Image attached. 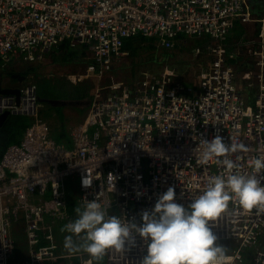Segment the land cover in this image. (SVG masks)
I'll return each instance as SVG.
<instances>
[{
    "label": "built area",
    "instance_id": "obj_1",
    "mask_svg": "<svg viewBox=\"0 0 264 264\" xmlns=\"http://www.w3.org/2000/svg\"><path fill=\"white\" fill-rule=\"evenodd\" d=\"M255 19L248 0H0V63L14 57L36 61L68 42L91 52L85 58L92 59L101 80L129 53L125 43L135 35L156 37L165 47L175 46L181 34L219 41L210 47L212 68L195 94L188 95L168 71L146 72L136 84L112 75L95 89L71 146L59 142L43 119L27 126L22 140L0 159V264H46L77 255L81 264H96L82 253L60 251L54 241L55 225L72 219L70 188L78 207L96 199L124 222H140L142 211L153 209L169 187L175 188L176 202L187 206L212 177L224 174L215 160L199 162L204 139L220 135L229 145H243L229 158L238 166L234 171L250 174L251 161L264 157V30L260 45L249 50L256 68L242 74L260 87L253 106L236 84L237 71L222 41L238 20ZM91 69L70 77L83 80ZM5 111L37 114L35 83L0 87V115ZM88 172L94 180L85 188ZM258 178L264 183V171ZM14 224L24 230L28 246L19 260L10 232ZM213 231L226 250L223 264H264V214L230 201ZM146 253L137 235L134 246L109 250L105 264H139Z\"/></svg>",
    "mask_w": 264,
    "mask_h": 264
},
{
    "label": "clouds",
    "instance_id": "obj_2",
    "mask_svg": "<svg viewBox=\"0 0 264 264\" xmlns=\"http://www.w3.org/2000/svg\"><path fill=\"white\" fill-rule=\"evenodd\" d=\"M242 149L235 141L225 143L220 135L204 139L199 162L206 165L215 160L224 174L212 177L206 190L187 206L176 202L175 188L169 187L153 209L142 211L140 222H124L109 215L98 200H88L83 208L76 207L77 219L62 226L61 232L68 233L64 248L69 253L84 252L99 262L109 250L134 246L139 235L147 245L139 264H223L226 250L218 243L213 224L228 212L229 202L237 201L246 212L264 214V183L258 178L264 171V157L251 161L250 174H241L234 171L238 166L229 154ZM93 180L88 172L82 185L90 187Z\"/></svg>",
    "mask_w": 264,
    "mask_h": 264
},
{
    "label": "trees",
    "instance_id": "obj_3",
    "mask_svg": "<svg viewBox=\"0 0 264 264\" xmlns=\"http://www.w3.org/2000/svg\"><path fill=\"white\" fill-rule=\"evenodd\" d=\"M147 38H152V39L149 41ZM180 39H181V37H180ZM187 39H184V42H183L184 44L187 42ZM217 43H219L218 40H213L212 43L210 42L209 46L212 47L213 45H216ZM179 44H180V42H179ZM222 44L224 45V41H222ZM159 45L164 47L163 45L160 44L159 39L156 37H147L145 35L140 34V35H135L133 37L128 38V40H126L125 46H127L128 50H129V55L125 59H123L122 62L120 60L118 62H116L113 66V69L107 75L109 77H111L110 75H118L119 76L120 74H122L123 76H126L128 82L135 81L133 84L138 83V81L140 80L142 73L145 69L158 70V69L162 68V66H164L160 63L161 59L163 58L162 56H160L159 61H158V59L156 60V62L158 61L156 64L155 63L148 64V60H147V50L159 49L160 48ZM85 51H86V49L84 46L82 48L72 47L68 44V42H63L53 50V53H52L53 56L51 58H49V59H51V63L39 61L38 64H31L28 61L24 60L23 58H17V59L9 60L10 62L9 61L6 63L1 62L0 63V70L4 74L12 76L13 73H15V72H13V71L10 72V67L12 65H13V67H15L16 64H19V67L22 69H20L18 71L22 72L23 74L28 75L30 73L32 76H34L36 73H37L36 76L43 74L44 76H46L48 78L51 77V80L56 81L57 83H60L59 79H58V75L60 73L57 71V69H59L61 67H68L70 70H73L75 72L86 71V70L92 68L90 77H88L84 80L77 81V82H72L67 78L66 74L68 73L69 69L61 72V74L65 75L67 80H68V82L66 83V87L69 89V94H68L69 98H67L66 95L64 96V98H67V99H65V104H66V106L71 107V110H74V111L76 110L77 112H79V114L81 113V115H82V111L87 109L92 102L93 92L95 89V85L97 84V81H98V76L96 75L97 69L95 68V65H93L92 61H87L84 59L85 57H83V55L85 54ZM160 51H163V50L160 49ZM197 51L199 52V49H197ZM165 52L170 53L171 51H170V49H167V50H165ZM194 53H195V51H194ZM170 54H172V53H170ZM137 56H139L141 61H143L141 64L142 67L133 69L134 64H135V59ZM152 61H154V60H152ZM166 63L172 64V65L175 64L177 66H182L183 64H185L188 68L190 66H193V64H191V63H184L183 60L180 63L176 62L175 59L173 58V55H172V59ZM196 63L197 62H194V64H196ZM230 64L232 66H234L232 63H230ZM199 66H201V65H199ZM16 73H18V72H16ZM110 73H112V74H110ZM198 73L200 75L199 71H198ZM3 76H5V75H3ZM175 80L177 82H183V84L185 86L184 91L188 95L195 94L198 91L195 89L194 85H192L191 83H188V82H192L189 79V77L186 78V76H184L180 80H177V79H175ZM185 80H187L188 82ZM130 84H132V83H130ZM62 91H64L63 85H62ZM40 102L45 103V107H43V109H42L43 111L51 112V104L50 103L46 104V102L41 100V98H40ZM57 106H61V105H57ZM40 114H42V113L40 112ZM46 116L51 117V114L50 115L46 114ZM31 119L32 118L27 113L26 114L25 113H9L7 115L3 125L0 127V159L2 158L6 148L11 143H17V142H20L22 140L27 126H29L31 124L30 123ZM58 123L61 124L62 121H60ZM61 136H64V135H61ZM57 138H59V137H57ZM62 138H64V137H62ZM61 142L65 143L69 146H71L73 144V141H67V142L61 141ZM76 207H78L77 202H76V193L74 192V190L71 187L69 190V208H70L69 210L72 213L71 221H74L75 219H77V213L75 211ZM65 224H67V223L66 222L63 223V221L56 224L55 229L53 230V235H54V241H55V243L58 244L59 250L60 251L62 250L65 253H68V251L64 248V238L66 235H68V233L61 232V228ZM45 237L47 238L48 236L45 235ZM73 239L77 240V241L79 240V238L75 237V236L73 237ZM48 240H49V238H47V241ZM45 243H46V240H45ZM79 253H84V252H79ZM84 254L88 255L86 253H84ZM20 258L15 257V259H17V260H19ZM80 261H81V257L77 255V256L70 257V258H61L55 262H50V264H68L69 262L71 264H81ZM95 263L96 264H103V259L99 262L95 261Z\"/></svg>",
    "mask_w": 264,
    "mask_h": 264
},
{
    "label": "rangeland",
    "instance_id": "obj_4",
    "mask_svg": "<svg viewBox=\"0 0 264 264\" xmlns=\"http://www.w3.org/2000/svg\"><path fill=\"white\" fill-rule=\"evenodd\" d=\"M202 38L203 37L190 36V37H188L187 42L185 44H183L179 49L180 51H182L185 54V59L183 60V62L193 64V66H191V68H193L194 70L196 69L197 71L200 69V66H199V63L194 64L195 59H193V57H192V54L194 55V51L191 53V50L194 47H202L206 41L212 40V37L210 35H205V38L204 39H202ZM147 39L150 41L152 38H147ZM178 46H179V44H178ZM126 48H127V46H126ZM160 49H162L163 51H160ZM165 50H167L165 46L164 47L160 46L159 49H155V50H147L148 64H150V63L156 64L159 61L160 56L163 57L160 61V63L162 65H165L166 62H169L172 59V54L165 52ZM85 54L86 55H92L90 51H85ZM126 57L127 56L125 55V56L121 57L119 60L122 62L123 59H125ZM84 59L87 61H92L91 58H84ZM157 59H158V61L156 62ZM152 60H154V61H152ZM142 62L143 61H141L140 57L137 56L135 59V64H134L133 69L141 68ZM170 65H172V64H170ZM255 66H256L255 58L251 57L250 61L245 62L243 67L244 68H246V67L250 68V67H255ZM13 68L14 67L12 65L10 67V69H13ZM68 69H69L68 67H61V68L57 69V71L60 73L58 75V79H59L60 83H57L56 81L51 80V77L48 78V77L44 76L43 74L36 76L37 73L31 77H29V74H30L29 73L28 74L29 78L28 77L26 78V79H29L28 81H32V82L34 81V83L37 87L38 112H37V114H33V115L29 114L30 117L32 118L30 123H32L35 120H40V119H43V120L49 122L51 124V126L54 128L55 137L56 138L59 137L57 139L60 142L61 141H65V142L74 141L75 136L78 134L79 129H80V124H81L80 120L83 119L82 117L77 116L79 114V112H77L76 114L73 115V113L71 111V107H68L65 104V99L69 98V96H68L69 89L66 87V83L68 82L67 78L70 81L75 82L71 77L67 76V74H66L67 78L65 75L61 74V72L66 71ZM166 71L171 72L172 75L175 76V75L179 74L180 70H178V68L172 70V69H170V67L169 68L164 67V68H160L158 70L145 69L142 74L144 75L145 72L160 74V73H164ZM120 75L121 76L116 75V76H114V78L119 79V80L128 81L126 76H123L122 74H120ZM172 75H171V77L173 79V82H177L175 80V78H173ZM86 78H88V77H86ZM86 78H84V79H86ZM199 80H200L199 73H196L195 77L192 78V80H191L192 82H188L187 80H185V81L194 85L195 89L198 90L199 89V86H198ZM180 83L183 84V82H180ZM62 85H63L64 91H62ZM247 88H251V86L247 85ZM65 95L67 98H64ZM40 98H41V100L45 101L46 104L47 103L51 104V112L42 110L43 107H45V103L40 102ZM57 105H61V106H57ZM250 105L253 106L254 103H251ZM40 112L42 114H40ZM87 112H88V109H85L84 111H82L81 116H85ZM46 114L47 115L51 114V117L46 116ZM60 121H62L61 124L58 123ZM61 135H64V136H61ZM62 137H64V138H62ZM10 232L16 240L15 241V247H14V256L16 258L26 257V255L28 253V246H27L26 234H25L24 230L17 231V224H14L13 226H11ZM244 252L247 254L248 259H249L250 258V252H251V246L247 245L246 248L244 249ZM104 262H105V258L103 257V264H104Z\"/></svg>",
    "mask_w": 264,
    "mask_h": 264
},
{
    "label": "crops",
    "instance_id": "obj_5",
    "mask_svg": "<svg viewBox=\"0 0 264 264\" xmlns=\"http://www.w3.org/2000/svg\"><path fill=\"white\" fill-rule=\"evenodd\" d=\"M248 2H249L250 8H251L254 16L256 17V19L255 20H249V21L238 20L236 22L235 26L233 27V29L230 31L228 37L224 40V46H225V49L227 52L228 62L232 63L234 65L236 71H237L236 84L239 88H241L243 94L246 97L247 102L249 104H251V103H255V101L257 99V94L260 92V87L258 84L249 85L246 82V80H244L242 78V74L244 72H247V71H252L253 68H256V66L250 67V68L249 67L244 68L243 66H244L245 62L250 61L251 57L255 58L252 54H250L249 50L253 47L256 48L260 45L259 44L260 34L264 30V10H262V8L257 9L255 6L252 5L250 0H248ZM259 18L263 19V21H260ZM190 36L191 35L181 34L178 36L175 46L166 47V49H170V51H171L170 53H172L173 58L178 63H180L182 60L185 59V54L182 51H180L179 49L184 44L183 43L184 39H187ZM180 37H181V39H180ZM196 37H203L202 39H204L205 35L196 36ZM213 40H217V39L212 38V40L206 41L202 47H194L191 50V53L193 51H195L194 55L192 54L193 59H195V62H197V63H199V65H201L200 69L198 70L200 72V75H199L200 80L198 81L199 89H200V81H201L202 76L204 75L205 72L209 71L212 68V55L209 52L210 51L209 44H210V42L212 43ZM179 42H180V44H179ZM178 44H179V46H178ZM77 47L82 48L83 46L81 45V46H77ZM55 48L47 51L42 59L32 61L29 63L38 64L39 61L51 63V59H49V58H51L53 56L52 53H53V50ZM85 49H86V51H88V49L86 47H85ZM197 49H199V52L197 51ZM85 55L86 54H84L83 57H85ZM128 55H126V56H128ZM17 58H19V57H14L13 59H17ZM255 62H256V60H255ZM164 67H168V68L170 67V69H172V70L178 68V70H180L179 74L173 76V78H175L177 80H180L184 76H186V78L189 77V79L192 80V78L195 77V74L198 73V71L196 69L194 70L193 68H191V66L188 68L185 64H183L182 66H177L175 64L170 65V64L166 63L164 66H162V68H164ZM20 69H22V68H20L19 64H17L13 69H10V72L13 71L15 73H13L12 76H3L4 78L2 77L3 72L0 70V87H2V88L17 87L21 83L23 84L26 80H29V79H26L28 77L27 74H23L22 72L18 71ZM16 72H18V73H16ZM83 72H85V71L75 72V71L69 69L67 76L70 77L73 74H81ZM110 74H112V73H110ZM31 76L32 75L30 74L29 77H31ZM110 76L112 77V75H110ZM113 76H116V75H113ZM119 76H121V75H119ZM111 77L106 75L105 77H103V79H101V80L98 79L97 84L95 85V89L101 83H106L108 80H110ZM125 82L133 84L135 81H130V82L125 81ZM247 85L251 86V88H247ZM95 89H94V91H95ZM93 94H94V92H93ZM90 105H89V107H90ZM89 107L87 109H89ZM71 111H72L73 115L77 113L76 110L75 111L71 110ZM78 117L83 118L82 120H80V122L83 123L86 115L81 116V114H79ZM82 255H83V257L88 256V255H85L84 253H82ZM46 264H50V262H48ZM104 264H105V262H104Z\"/></svg>",
    "mask_w": 264,
    "mask_h": 264
},
{
    "label": "flooded vegetation",
    "instance_id": "obj_6",
    "mask_svg": "<svg viewBox=\"0 0 264 264\" xmlns=\"http://www.w3.org/2000/svg\"><path fill=\"white\" fill-rule=\"evenodd\" d=\"M252 5L255 6L257 9L262 8L264 10V0H250ZM9 76L7 74L2 73V76ZM18 80V79H17Z\"/></svg>",
    "mask_w": 264,
    "mask_h": 264
},
{
    "label": "water",
    "instance_id": "obj_7",
    "mask_svg": "<svg viewBox=\"0 0 264 264\" xmlns=\"http://www.w3.org/2000/svg\"><path fill=\"white\" fill-rule=\"evenodd\" d=\"M10 90V89H7V91ZM13 91H16V92H19V89H14ZM9 114V111H5L4 113H2L0 115V127L3 125L7 115Z\"/></svg>",
    "mask_w": 264,
    "mask_h": 264
},
{
    "label": "bare ground",
    "instance_id": "obj_8",
    "mask_svg": "<svg viewBox=\"0 0 264 264\" xmlns=\"http://www.w3.org/2000/svg\"><path fill=\"white\" fill-rule=\"evenodd\" d=\"M254 69V68H253Z\"/></svg>",
    "mask_w": 264,
    "mask_h": 264
}]
</instances>
